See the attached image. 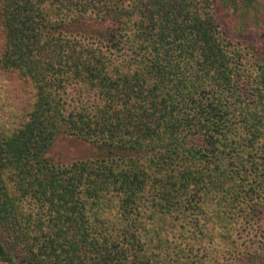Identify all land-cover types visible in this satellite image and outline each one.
I'll use <instances>...</instances> for the list:
<instances>
[{
    "label": "trees",
    "instance_id": "16d2710c",
    "mask_svg": "<svg viewBox=\"0 0 264 264\" xmlns=\"http://www.w3.org/2000/svg\"><path fill=\"white\" fill-rule=\"evenodd\" d=\"M257 6L0 0V262L264 264Z\"/></svg>",
    "mask_w": 264,
    "mask_h": 264
},
{
    "label": "rangeland",
    "instance_id": "374dc122",
    "mask_svg": "<svg viewBox=\"0 0 264 264\" xmlns=\"http://www.w3.org/2000/svg\"><path fill=\"white\" fill-rule=\"evenodd\" d=\"M262 3L264 5L263 0ZM263 11L264 10L261 7L257 6V8L253 11L256 12V14L252 12L246 15L244 22L248 24L247 19L252 18L251 23H249L251 25L246 31L242 32L241 35L235 32L233 20H227L220 15L219 18L221 24L223 25L224 33L232 40H240L243 38L254 43H264V28L261 26L260 21ZM94 153L95 149L91 145L73 137L64 136L56 137L48 152L49 156L61 161L83 158ZM0 264L4 263L0 262Z\"/></svg>",
    "mask_w": 264,
    "mask_h": 264
}]
</instances>
